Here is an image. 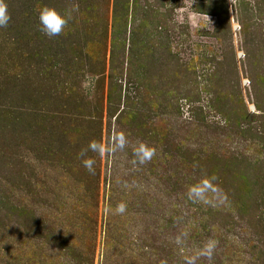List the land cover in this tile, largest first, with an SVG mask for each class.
Masks as SVG:
<instances>
[{"label": "rangeland", "instance_id": "1", "mask_svg": "<svg viewBox=\"0 0 264 264\" xmlns=\"http://www.w3.org/2000/svg\"><path fill=\"white\" fill-rule=\"evenodd\" d=\"M0 3V264H264V0Z\"/></svg>", "mask_w": 264, "mask_h": 264}, {"label": "clouds", "instance_id": "2", "mask_svg": "<svg viewBox=\"0 0 264 264\" xmlns=\"http://www.w3.org/2000/svg\"><path fill=\"white\" fill-rule=\"evenodd\" d=\"M234 2V0H232ZM10 16L8 15L7 6L0 3V27H4L8 24ZM39 22L41 24V30L45 35L49 37L58 36L64 30L68 23V15L62 14L55 8L45 7L40 11ZM93 150H96L95 148ZM93 161H84V166L91 172ZM117 211L123 213L125 211V205L120 204ZM211 248H209V254Z\"/></svg>", "mask_w": 264, "mask_h": 264}]
</instances>
